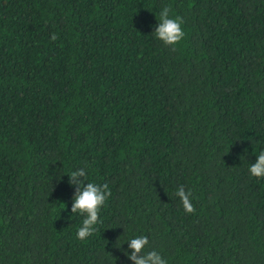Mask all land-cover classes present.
<instances>
[{"label":"trees","instance_id":"16d2710c","mask_svg":"<svg viewBox=\"0 0 264 264\" xmlns=\"http://www.w3.org/2000/svg\"><path fill=\"white\" fill-rule=\"evenodd\" d=\"M260 151L264 0H0V264H132L136 236L167 264H264ZM80 168L111 191L84 240Z\"/></svg>","mask_w":264,"mask_h":264},{"label":"clouds","instance_id":"9594fccd","mask_svg":"<svg viewBox=\"0 0 264 264\" xmlns=\"http://www.w3.org/2000/svg\"><path fill=\"white\" fill-rule=\"evenodd\" d=\"M183 20L176 16L170 18V9L164 7L159 15L158 26L155 27L154 34L165 45H175L183 40L185 33L182 29ZM52 39H56L53 35ZM249 172L253 177H264V151H260L254 163L250 164ZM69 184L75 187L72 197L71 213H80L84 216L82 225L77 230V238L84 240L91 236L95 225L99 223V212L101 207L111 196L108 185L94 184L86 182V171L80 168L72 171L69 175ZM176 195L180 198L183 208L187 213L195 212L191 203V191L186 192L183 186L177 189ZM130 254L125 255L132 264H167L166 260L156 250L145 251L149 244L147 236H136L128 242Z\"/></svg>","mask_w":264,"mask_h":264}]
</instances>
